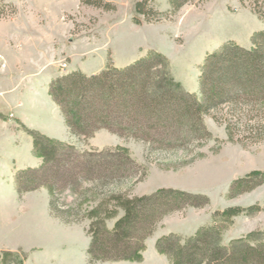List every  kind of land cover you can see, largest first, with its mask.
<instances>
[{
  "label": "rangeland",
  "instance_id": "374dc122",
  "mask_svg": "<svg viewBox=\"0 0 264 264\" xmlns=\"http://www.w3.org/2000/svg\"><path fill=\"white\" fill-rule=\"evenodd\" d=\"M148 1L105 0L115 6L106 9L84 0H0V104L11 103L9 110L0 105V119L7 121H0V264H175L157 249L159 233L178 234L183 243L201 226L218 222L225 225L222 238L229 245L264 229V182L229 195L235 179L264 172V138L255 141L247 132H234L229 121L236 119L228 106L214 112L219 122L214 113L205 116L210 138L152 153L148 144L106 129L78 138L69 131L61 109L60 114L53 111L58 105L49 92L48 71L80 69L91 74L108 66L125 67L151 51L165 54L175 80L201 97L207 57L228 41L250 48L253 35L264 31V19L254 13L251 0H193L177 12L172 0ZM149 8L153 11L147 15ZM33 71L43 74L34 77ZM31 87L38 98L47 97V90L51 106L43 103L34 109L27 101ZM21 100L24 106H16ZM60 122L66 126L60 137L46 133ZM26 127L82 151L123 147L143 168L104 194L85 183L78 201L81 220L72 216L65 222L52 213L48 188L23 194L18 190L19 170L42 163ZM161 188L203 193L210 203L165 216L134 259L91 262L88 248L99 222L115 228L136 202ZM73 199L61 198L70 211ZM172 219L182 222L170 224Z\"/></svg>",
  "mask_w": 264,
  "mask_h": 264
},
{
  "label": "trees",
  "instance_id": "16d2710c",
  "mask_svg": "<svg viewBox=\"0 0 264 264\" xmlns=\"http://www.w3.org/2000/svg\"><path fill=\"white\" fill-rule=\"evenodd\" d=\"M189 1L193 0H172L173 11L177 12ZM84 2L106 9L115 7L105 0ZM144 2L148 5L149 1ZM251 2L254 13L264 19V0ZM151 11L153 8L145 13ZM252 42L246 48L228 41L207 57L202 69L201 97L175 80L170 60L158 51H151L121 68L113 65L91 74L80 69L62 73L50 81L49 92L60 107L69 131L78 138H88L106 129L122 138L148 144L151 153L186 148L210 138L205 116L228 106V113L236 119L229 121L231 129L247 132L251 139L261 141L264 138V31L256 32ZM213 117L221 121L215 113ZM26 130L34 136L35 151L42 163L19 170L18 190L23 194L48 188L52 213L65 222L72 216L81 220L79 202L85 183H91L94 190L104 194L109 187L133 177L143 168L123 147L82 151L70 142L49 138L27 127ZM263 182L264 172L255 171L235 179L229 195L250 191ZM63 195L74 198L71 211L61 201ZM209 203V197L203 193L178 188L149 193L118 220L115 228L109 229L99 222L88 248L89 260L134 259L165 216ZM224 228L218 222L201 226L183 243L180 235L172 233L162 236L156 247L175 264H264V229L225 245Z\"/></svg>",
  "mask_w": 264,
  "mask_h": 264
},
{
  "label": "crops",
  "instance_id": "0c3cea01",
  "mask_svg": "<svg viewBox=\"0 0 264 264\" xmlns=\"http://www.w3.org/2000/svg\"><path fill=\"white\" fill-rule=\"evenodd\" d=\"M94 72H96V71H93V73ZM30 74H32L34 77H36V76H39V75L43 74V71H40V72L33 71ZM60 74H62V71H59L58 68H57V70H55V72L54 71L52 72V70L51 71H48V75H47V78L46 79H47V81H51L53 77H56V76H58ZM37 93H38V91L34 87H31V91L29 93L30 97L27 99L28 103H31L34 106V109L36 108V106L43 105V103L51 106L52 103H51V99H49V97H48L49 94H48V91L47 90L45 91V95H47V97L45 96L44 98H38V94ZM0 105H1V108H6V109L8 108V110L11 108V103H9V102H6V103L0 104ZM4 106H6V107H4ZM16 106L23 107L24 106V102L22 100L21 101H18V103L16 104ZM58 107L59 106H54L53 107V111L56 110V112L60 114V112H61L60 109H59L60 107L59 108ZM36 112L37 113L38 112L41 113L42 111L41 110H36ZM0 114L1 115L3 114V112L1 110H0ZM5 114H7V113H5ZM0 121L3 122V123H6L7 122L5 119H0ZM58 128H60V129H58ZM62 128L64 130L66 128V126H65V124L63 126L62 122H60V124L55 127V131L54 130H51L50 132L48 131L46 133L48 135H50V136L60 137V135H61V132L60 131L62 130ZM43 130H46L47 131V129L45 127H44ZM101 132H105V131H101ZM113 138H115V137H113ZM179 222H182V220L175 219V220L171 221L170 224H176V223H179ZM163 233H165V232L159 233L158 236H157V238H160L161 236H163L164 235ZM236 237H238V236H236Z\"/></svg>",
  "mask_w": 264,
  "mask_h": 264
}]
</instances>
